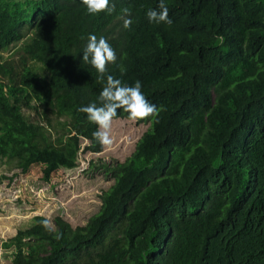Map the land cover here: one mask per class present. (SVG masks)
Segmentation results:
<instances>
[{"label": "trees", "instance_id": "16d2710c", "mask_svg": "<svg viewBox=\"0 0 264 264\" xmlns=\"http://www.w3.org/2000/svg\"><path fill=\"white\" fill-rule=\"evenodd\" d=\"M159 3L0 0L1 161L50 182L105 151L79 111L106 84L82 62L90 34L158 110L125 162L98 166L114 179L100 211L77 227L35 215L2 244L13 264H264V0H164L171 25L149 22Z\"/></svg>", "mask_w": 264, "mask_h": 264}, {"label": "rangeland", "instance_id": "374dc122", "mask_svg": "<svg viewBox=\"0 0 264 264\" xmlns=\"http://www.w3.org/2000/svg\"><path fill=\"white\" fill-rule=\"evenodd\" d=\"M149 127L137 120L113 118L112 146L102 153L80 155L76 169H62L50 182L41 179V166L23 174L15 164L0 159V174L8 177L0 182V264H13L15 250H5L2 244L18 229L30 225L37 214L51 221L62 216L73 227L86 225L100 211L104 193L114 184L112 176L98 166L125 162ZM38 246L41 251L43 247Z\"/></svg>", "mask_w": 264, "mask_h": 264}, {"label": "clouds", "instance_id": "9594fccd", "mask_svg": "<svg viewBox=\"0 0 264 264\" xmlns=\"http://www.w3.org/2000/svg\"><path fill=\"white\" fill-rule=\"evenodd\" d=\"M86 6L87 12L92 15L101 12L109 14L115 11V5L110 6V0H82ZM124 14H129L127 8L122 10ZM149 22L166 23L171 25L173 21L169 18V10L164 0H160L159 11L149 9L146 13ZM124 21V27L129 28L132 21L121 17ZM82 62L90 64L97 72V80L104 82L98 101L79 109L80 112L87 114V119L97 126L93 137L104 149L110 148L113 144L111 138V127L113 118L117 116L118 110L128 113V119L136 121L150 116L158 115L155 104L150 103L142 93V84L136 81L134 85H123L120 79L108 74V65L115 64L116 52L103 37L97 38L96 35L90 34L88 42L82 53ZM123 71V70H122ZM42 226L46 230H51L50 221L45 218Z\"/></svg>", "mask_w": 264, "mask_h": 264}]
</instances>
